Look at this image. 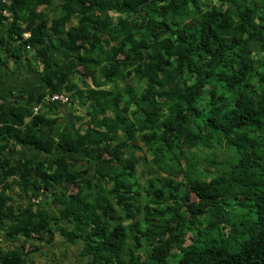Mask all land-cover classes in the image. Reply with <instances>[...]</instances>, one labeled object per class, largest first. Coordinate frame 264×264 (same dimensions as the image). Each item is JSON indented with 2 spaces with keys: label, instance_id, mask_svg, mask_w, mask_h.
I'll return each instance as SVG.
<instances>
[{
  "label": "trees",
  "instance_id": "16d2710c",
  "mask_svg": "<svg viewBox=\"0 0 264 264\" xmlns=\"http://www.w3.org/2000/svg\"><path fill=\"white\" fill-rule=\"evenodd\" d=\"M9 17L8 50L34 51L45 90L0 101V136L53 158L0 159V233L23 239L0 264H27L25 244L57 230L80 244L66 264H264V0H0ZM58 92L84 124L42 127L54 120L33 108ZM12 185L37 200L28 212Z\"/></svg>",
  "mask_w": 264,
  "mask_h": 264
},
{
  "label": "crops",
  "instance_id": "0c3cea01",
  "mask_svg": "<svg viewBox=\"0 0 264 264\" xmlns=\"http://www.w3.org/2000/svg\"><path fill=\"white\" fill-rule=\"evenodd\" d=\"M40 8L41 7H39V9ZM49 16L52 15L49 14ZM10 20L11 17L0 23V101L7 106H20L24 101L22 94H26L27 92L38 94L45 90V83L43 80L42 63L34 57L33 50H26L20 55V57L14 56L8 50L10 42L12 41L9 32L11 24ZM54 43L57 44V41L54 40ZM51 53L56 59L55 67L64 70L66 60L62 59L59 48L53 47ZM85 81L90 83V79H85ZM78 83L81 86L84 85L80 80ZM50 105L39 104V110L45 114V117L54 120V122L50 124L43 125V128L54 126L58 127L60 130L64 128L71 129L77 124H84L86 121V117L84 116L86 107L74 104L71 109L69 105L67 106L62 102H55L53 105ZM76 116L83 118L77 121ZM30 118L31 117H26L25 122L30 121ZM0 146H4L3 148H0V159H9L13 164L19 163L26 158H32L36 161L46 160L49 164L53 158L52 153H46L30 145L15 143L13 139L4 136H0ZM9 146H12V148ZM74 163L75 168H88V173L90 174L92 172V163L87 162L83 158V155L78 154V159L75 160ZM64 188L65 185H58L52 189L51 192ZM39 192L41 193V199H39L44 202V207H46L51 214L57 213L58 208L53 205L52 199L49 200L48 198V195H50V198H53L51 192L47 191V193H43V189L39 190ZM6 193L10 197L9 203L13 205L14 211L17 215L28 212V207L31 206L33 199L29 195L31 194V191L25 193L20 191L18 187L12 185ZM55 234H59L58 230L55 231ZM53 239L50 243H47L46 241L44 243L40 242L44 240L33 241V239H31L32 241H30L32 243L34 242L39 245V248L35 250L30 246V242H27L25 247L29 246V249H24V251H28L26 254L27 264H43L60 260V257H63V259L66 258V250H69L70 248H63L61 246V249H55V245L51 246ZM21 243H23V239L20 237H9L4 233H0V247L4 250L13 248ZM70 244L76 245V242Z\"/></svg>",
  "mask_w": 264,
  "mask_h": 264
},
{
  "label": "rangeland",
  "instance_id": "374dc122",
  "mask_svg": "<svg viewBox=\"0 0 264 264\" xmlns=\"http://www.w3.org/2000/svg\"><path fill=\"white\" fill-rule=\"evenodd\" d=\"M65 94L68 96V93H65ZM60 102H62V101H60ZM138 144L140 146H143L142 142H138ZM218 151H221V154L226 152L223 149L220 150L219 148H218ZM142 153L143 152L141 150H139V149L135 150V155L139 158V161H140L136 165V169H137V171L139 173L138 182H139L140 185H144L146 183V178L149 177V174L147 172V168L145 166H143L144 157L142 156ZM147 158H148V160H150V156L148 154H147ZM140 193H141V191H140ZM144 195H145L144 193L136 195V198L143 199ZM190 197H191L192 200H196L197 199V197L192 192L190 193ZM32 201L37 203L36 199H32ZM40 242L44 243L45 241H40ZM52 245H55V249H61L62 247L63 248L64 247L65 248H70L69 250L68 249L66 250V254H65L67 256L66 258L63 259V257H60V260H56L54 262H58V263H61V264H64V263H80L81 262V260L79 259V254H77V253H79V248H80V244L79 243L77 245H71L69 242L66 241L65 237L60 236L59 234H55L51 246ZM70 245H71V247H70ZM28 249H29V246H26L25 250H28Z\"/></svg>",
  "mask_w": 264,
  "mask_h": 264
},
{
  "label": "built area",
  "instance_id": "2783aa9c",
  "mask_svg": "<svg viewBox=\"0 0 264 264\" xmlns=\"http://www.w3.org/2000/svg\"><path fill=\"white\" fill-rule=\"evenodd\" d=\"M2 1L7 2V0H2ZM29 35L30 33L27 31L23 33V37L25 38L29 37ZM56 101L58 102L62 101L63 103H68L69 96H67L65 92H58V93L47 94L42 100L43 103L56 102ZM38 110H39V105L33 108L34 113H37Z\"/></svg>",
  "mask_w": 264,
  "mask_h": 264
}]
</instances>
